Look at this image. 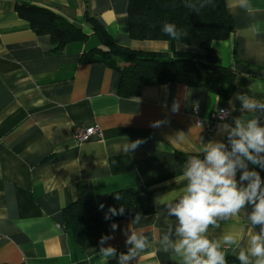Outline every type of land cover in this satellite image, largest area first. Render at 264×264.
Listing matches in <instances>:
<instances>
[{
	"label": "crops",
	"instance_id": "1",
	"mask_svg": "<svg viewBox=\"0 0 264 264\" xmlns=\"http://www.w3.org/2000/svg\"><path fill=\"white\" fill-rule=\"evenodd\" d=\"M224 1L234 30L225 40H213L211 48L235 73V89L227 100L175 82L144 86L138 95L122 97L116 69L81 59L101 45L86 14L118 45L169 51L167 41L129 37V0H0V264H119L120 254L131 247L125 233L132 231L146 235L150 244L129 264H181L179 257L159 248L165 233L171 231L176 239L177 221L154 197L183 186L186 160L202 156L205 144L227 143L223 125L241 115L237 93L264 102V0H248L251 12L239 0ZM17 2L56 11L87 38L58 49L50 34L35 33L17 15ZM177 49L203 54L181 44ZM174 101L180 105L175 114ZM221 108L232 109L226 120L216 121L212 129L197 124ZM255 115L264 125V111ZM155 121L162 123L150 126ZM90 126L98 132L77 143L75 128ZM136 140L142 143L126 152L125 145ZM253 167L261 171L249 165ZM139 187L149 192L154 207L152 214L140 215L139 223L131 215L98 225L84 233L81 244L64 230L63 210L76 199ZM251 210L248 205L237 216L218 220V227L209 226L207 238L221 244L228 262L240 264L239 252L261 230L248 220ZM112 223L119 225L115 231ZM226 234L234 235L236 244H224ZM102 235L112 237L104 247L116 249L114 258L99 254Z\"/></svg>",
	"mask_w": 264,
	"mask_h": 264
},
{
	"label": "trees",
	"instance_id": "2",
	"mask_svg": "<svg viewBox=\"0 0 264 264\" xmlns=\"http://www.w3.org/2000/svg\"><path fill=\"white\" fill-rule=\"evenodd\" d=\"M17 15L26 20L37 34H50L61 49L66 43L82 41L87 35L56 11L30 3H15ZM85 21L101 42L99 47L83 54L87 62H103L120 74L118 93L122 97L139 94L144 86L183 83L203 87L222 99H229L235 89V73L223 66L211 48L213 40H225L233 32V21L224 0H129L128 35L133 40H162L169 51H142L115 43L111 34L92 16ZM173 23L187 33L173 40L161 31L164 23ZM177 44L203 51L198 54L180 51ZM116 195L120 199H115ZM100 205H104L101 210ZM123 205L124 215L105 220L108 208ZM154 212L149 192L142 188H126L111 193L76 199L63 210L64 230L81 244L84 233L98 225L131 215Z\"/></svg>",
	"mask_w": 264,
	"mask_h": 264
},
{
	"label": "clouds",
	"instance_id": "3",
	"mask_svg": "<svg viewBox=\"0 0 264 264\" xmlns=\"http://www.w3.org/2000/svg\"><path fill=\"white\" fill-rule=\"evenodd\" d=\"M239 6L251 12L248 0H239ZM161 31L173 40L186 36L183 30L173 23H164ZM235 100L240 101V116L233 117L231 125H223L227 132V143L212 141L204 145L202 156H191L183 166L182 176L185 183L175 193L154 197L155 204H164L167 214L175 217V240L173 233H165L160 241V250L172 253L180 258L181 264H227L226 254L221 250L219 242L207 238L209 226L218 227V220L237 216L248 205L252 206L248 220L252 225H260L259 233L250 237L246 250L241 249L237 259L240 264H264V125L255 115L257 110L264 111V102L249 97L245 93H237ZM232 103V102H231ZM230 103V105H231ZM180 105L174 101L172 113H178ZM231 115L232 109H219ZM251 114L246 118L245 114ZM161 121L152 122L150 126H160ZM182 139V137H178ZM141 140L125 145V151H134ZM258 166L249 168V165ZM239 171V178L237 173ZM246 182V183H245ZM119 200L120 196L116 195ZM103 210L104 205H100ZM125 208L121 205L109 207L104 215L105 220L113 216L124 215ZM141 216L136 214L133 223H139ZM119 225L111 224L115 231ZM126 246L131 245L126 253L119 256V264L136 261L150 244L149 238L143 233L132 231L125 233ZM111 236L100 237L99 254L104 258H114L116 249L104 247ZM224 244H236V237L226 234ZM254 258V261H253Z\"/></svg>",
	"mask_w": 264,
	"mask_h": 264
},
{
	"label": "built area",
	"instance_id": "4",
	"mask_svg": "<svg viewBox=\"0 0 264 264\" xmlns=\"http://www.w3.org/2000/svg\"><path fill=\"white\" fill-rule=\"evenodd\" d=\"M221 109H226L227 108H221ZM228 113L227 111L224 113H221L218 111L214 112L208 119H204V118H198L197 119V124L200 126H205L208 129H212L213 125L216 121L219 120H226L228 118ZM98 132V128L96 126H90V127H86V128H75L74 132H73V137L75 139V141L77 143H81L84 140H86L87 138H89L91 135L95 134ZM227 264H236L234 262H228Z\"/></svg>",
	"mask_w": 264,
	"mask_h": 264
}]
</instances>
